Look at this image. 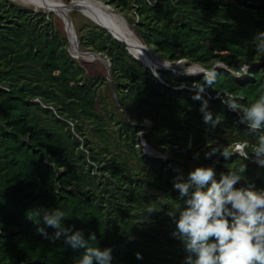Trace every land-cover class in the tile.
I'll return each instance as SVG.
<instances>
[{"label":"trees","instance_id":"obj_1","mask_svg":"<svg viewBox=\"0 0 264 264\" xmlns=\"http://www.w3.org/2000/svg\"><path fill=\"white\" fill-rule=\"evenodd\" d=\"M101 1L133 11L129 25L161 59L210 73L154 72L95 23L78 46L106 57L109 75L90 73L68 50L54 11L0 0V264H78L84 249L44 237L28 218L55 208L66 213L65 228L86 238L95 232L91 244L110 247L112 264H183L188 253L167 214L183 207L177 177L203 165L219 179L245 165L236 187L264 190V166L253 154L205 158L209 144H246L250 152L256 142L223 94L241 107L264 95V55L253 40L264 32V0ZM242 63L249 71L237 77ZM102 85L116 103L99 94ZM198 91L219 115L214 129L193 99ZM140 132L155 154L144 150ZM149 207L161 210L146 215Z\"/></svg>","mask_w":264,"mask_h":264},{"label":"clouds","instance_id":"obj_2","mask_svg":"<svg viewBox=\"0 0 264 264\" xmlns=\"http://www.w3.org/2000/svg\"><path fill=\"white\" fill-rule=\"evenodd\" d=\"M253 40L256 53L264 55V32H258ZM183 62L179 63L182 65ZM148 66L155 72V68ZM249 68L247 63H242L237 77L247 74ZM205 81L214 84L215 78H205ZM223 95V103L229 110L237 112L239 122L247 125L246 135L256 137V142L250 152L246 151V144L237 143L234 147L209 144L210 151L205 153V158L219 154L227 160L237 154L248 159L251 153L254 155L251 158L264 166V95L248 107H241L231 94ZM193 99L202 101L200 111L205 124L214 129L221 123L219 115L214 118L208 109V100L201 92L198 91ZM188 147H191V140ZM195 155L198 157L199 153ZM245 171L244 165L238 171L230 169L227 173H220L217 179L214 167L201 165L191 170L186 180L182 177L174 180L183 207H170L167 214L176 225L172 235L183 243L188 253L183 264H264V190H255L254 186L236 187L244 178L240 173ZM160 210L149 207L146 215ZM66 217L64 211L55 208L42 210L39 219L28 218L38 225L36 231L44 237L53 241L63 238L71 248L84 249L78 264H112V249L93 246L91 242L97 241L95 232L86 238L81 230L65 228ZM48 227L54 229L51 236L46 231ZM136 256L142 259L141 253L137 252Z\"/></svg>","mask_w":264,"mask_h":264},{"label":"bare ground","instance_id":"obj_3","mask_svg":"<svg viewBox=\"0 0 264 264\" xmlns=\"http://www.w3.org/2000/svg\"><path fill=\"white\" fill-rule=\"evenodd\" d=\"M28 1L38 7L46 8L48 10H54L57 12L58 15L62 16L65 21L64 23L66 24L68 34L70 35L71 46L74 50L77 51L78 56L94 59L96 54H90L92 52L86 53L77 49V45L75 44V39L77 41V38L74 37L73 29H70L72 26V21L69 19L68 16L69 11L72 9L73 6H75V4H78L77 6H79L82 11L86 12L97 21L103 22L109 27H111L112 30L117 34V36L127 43L129 50L134 55L138 56L146 63H149L153 68H157L161 65V63H164L162 62L161 57L154 50H152L151 48L146 49L144 46L141 45L143 41L131 28L125 16H123L122 13L114 10L111 6L107 5L101 0H73L71 3H66L60 0ZM108 26L107 28L109 29ZM96 56L99 57L98 55ZM196 67L198 68V66H195V69Z\"/></svg>","mask_w":264,"mask_h":264},{"label":"rangeland","instance_id":"obj_4","mask_svg":"<svg viewBox=\"0 0 264 264\" xmlns=\"http://www.w3.org/2000/svg\"><path fill=\"white\" fill-rule=\"evenodd\" d=\"M15 1H17V2H19L21 4H23V5L32 6V7H36V8H42V7H38V6L34 5V4H32L28 0H15ZM60 1H64L66 3H71L73 0H60ZM112 8L114 10L122 13L123 16H125L126 20L128 18L127 17L128 15H132L134 13L133 11H130L128 8H125L122 12L119 11L118 8H115V7H112ZM52 11H54V10H52ZM68 16H69V19L72 21L71 28L69 26L68 27L70 29H73L74 37L77 38V41L75 39V42H76L75 44L77 45V49L78 50H81L83 52L89 51V50H86L84 48H80L78 46L79 45V40H80L79 38H80L81 34L85 32L86 27H88L89 25H92L93 23L98 24V25L101 24L103 26H105V25L102 24V23H100V22H98L97 20H95L93 17H91L86 12L82 11L79 8V6H73L72 9L69 11ZM54 18H55L56 23H58V25L61 23L62 28L65 30V33L68 36V39H69L68 50L71 52V54L73 56H76L77 58H80V59L84 60L86 62V67H87V69H88V71L90 73H93V74L94 73H98V74L105 73V74L109 75V68H108V66H109L108 63L109 62L106 59V57L102 56L99 53H98V56L99 57H97L95 55L94 59H90V58L78 56L77 55V51L74 50L72 48V46H71L70 35L68 34V31L66 29V24L64 23L65 22L64 19L62 18V16L58 15L56 11H54ZM127 22H128V20H127ZM136 34L140 37V35L138 33H136ZM140 39L142 40L141 37H140ZM86 53H88V52H86ZM90 54H94V53H90ZM171 64H173L175 67H177L176 68L177 69L176 71L178 73H187V74H190V75H193V74L192 73H189V72H195V74H199L201 72H198L196 70L199 69V68L204 69L203 67H201L200 65L195 64V63L186 64V63L183 62L182 65L180 63H178V64L177 63H171ZM179 65H181L182 67L180 68ZM217 65L226 66L225 64H223L221 62H219ZM195 66H198V68L196 67V69H195ZM199 71H200V69H199ZM99 94L103 96V98L105 99V101L108 104H111L112 105V104L116 103L117 98H116V95H115L114 90L112 88H110V87H108L106 85H102L99 88ZM139 135H140V139H141V141L143 143V140H145L144 139V136H142V133L141 132H140ZM146 143H147V140H146ZM143 146H144V144H143ZM154 146H156V145H154ZM144 150L147 152V150L145 148H144ZM151 152L149 151V154H153L154 153V150H151Z\"/></svg>","mask_w":264,"mask_h":264},{"label":"water","instance_id":"obj_5","mask_svg":"<svg viewBox=\"0 0 264 264\" xmlns=\"http://www.w3.org/2000/svg\"><path fill=\"white\" fill-rule=\"evenodd\" d=\"M78 4H75V6H77ZM102 27H104V26H102ZM104 28H106L108 31H110L107 27H104ZM118 40H120V41H123L121 38H119L115 33H113L112 31H110ZM126 43V42H125ZM127 44V43H126ZM142 46H144L146 49H149V47L147 46V44H145L144 42L141 44ZM153 50V49H152ZM130 51V50H129ZM85 52H92V53H94V54H96V55H98L96 52H93V51H85ZM131 52V51H130ZM132 53V52H131ZM133 54V53H132ZM134 55V54H133ZM136 56V55H135ZM138 57V56H137ZM162 62H164V63H161V65L159 66V68H167V69H174V70H177L176 68L177 67H175L173 64H171L169 61H167V60H163L162 59ZM180 62H183V61H180ZM148 65H150L149 63H148ZM181 68V67H180ZM200 69V68H199ZM199 69H197L196 71H198V72H210V70H207V69H200V71H199ZM143 143L145 144V145H147V143H146V141L145 140H143Z\"/></svg>","mask_w":264,"mask_h":264},{"label":"built area","instance_id":"obj_6","mask_svg":"<svg viewBox=\"0 0 264 264\" xmlns=\"http://www.w3.org/2000/svg\"><path fill=\"white\" fill-rule=\"evenodd\" d=\"M147 122H149V121H147ZM144 144V143H143ZM144 148L147 150V152H151V150H150V148L147 146V145H145L144 144ZM152 153V152H151ZM156 153V151H154V153L153 154H155Z\"/></svg>","mask_w":264,"mask_h":264}]
</instances>
